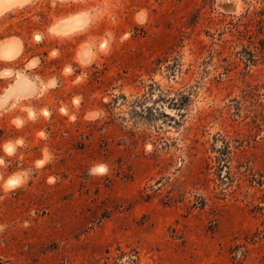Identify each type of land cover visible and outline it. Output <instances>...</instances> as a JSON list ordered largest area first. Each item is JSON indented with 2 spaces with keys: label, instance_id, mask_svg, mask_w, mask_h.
Returning <instances> with one entry per match:
<instances>
[{
  "label": "rangeland",
  "instance_id": "1",
  "mask_svg": "<svg viewBox=\"0 0 264 264\" xmlns=\"http://www.w3.org/2000/svg\"><path fill=\"white\" fill-rule=\"evenodd\" d=\"M27 1L0 264H264V0Z\"/></svg>",
  "mask_w": 264,
  "mask_h": 264
},
{
  "label": "bare ground",
  "instance_id": "2",
  "mask_svg": "<svg viewBox=\"0 0 264 264\" xmlns=\"http://www.w3.org/2000/svg\"><path fill=\"white\" fill-rule=\"evenodd\" d=\"M21 2L22 0H0V13L4 12V10L6 11L8 8L16 4L20 5ZM83 25H84V21L82 20V18L81 19L74 18L72 21L68 22L64 27L62 26L63 28L61 27L62 29L61 30L59 29V30L62 32L72 31V30H76L80 28ZM17 52H18L17 44H13V41H12V43L2 46V48L0 49V57L8 60L16 56Z\"/></svg>",
  "mask_w": 264,
  "mask_h": 264
},
{
  "label": "crops",
  "instance_id": "3",
  "mask_svg": "<svg viewBox=\"0 0 264 264\" xmlns=\"http://www.w3.org/2000/svg\"><path fill=\"white\" fill-rule=\"evenodd\" d=\"M29 1H31V0H28L27 2H29ZM59 1H67V2H76L77 0H59ZM62 25H58L57 27H56V29H55V31H57V29L58 28H60ZM58 32V31H57ZM12 41H13V44H17V47H18V52H17V54H16V56H14L13 58H11V59H1V64H4V70H6L7 68H11L10 67V65H8L7 64V62L8 61H12V60H14V59H17L18 57H20L21 55H23L24 54V51H25V47H26V41L22 38H20V37H18V36H15V37H11V40L10 41H7V42H5V43H3L2 45H1V47L2 46H5V45H8V44H10V43H12ZM8 43V44H7ZM1 49V48H0ZM31 62V60L29 59V60H27V64H29ZM26 63H25V65H26Z\"/></svg>",
  "mask_w": 264,
  "mask_h": 264
},
{
  "label": "clouds",
  "instance_id": "4",
  "mask_svg": "<svg viewBox=\"0 0 264 264\" xmlns=\"http://www.w3.org/2000/svg\"><path fill=\"white\" fill-rule=\"evenodd\" d=\"M108 171L107 166L106 165H100L97 167H94L90 170V174L93 175H103L106 174Z\"/></svg>",
  "mask_w": 264,
  "mask_h": 264
}]
</instances>
